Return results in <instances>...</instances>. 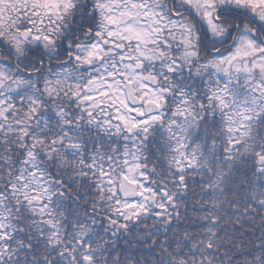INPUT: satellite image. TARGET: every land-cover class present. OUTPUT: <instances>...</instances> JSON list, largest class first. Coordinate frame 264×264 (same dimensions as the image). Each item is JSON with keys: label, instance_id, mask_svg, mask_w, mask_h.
<instances>
[{"label": "snow or ice", "instance_id": "snow-or-ice-1", "mask_svg": "<svg viewBox=\"0 0 264 264\" xmlns=\"http://www.w3.org/2000/svg\"><path fill=\"white\" fill-rule=\"evenodd\" d=\"M0 264H264V0H0Z\"/></svg>", "mask_w": 264, "mask_h": 264}]
</instances>
